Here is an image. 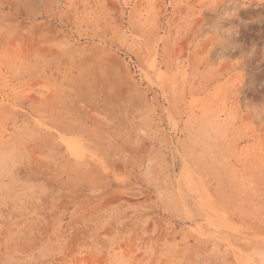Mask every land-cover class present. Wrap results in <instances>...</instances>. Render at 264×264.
Segmentation results:
<instances>
[{
	"label": "rangeland",
	"instance_id": "1",
	"mask_svg": "<svg viewBox=\"0 0 264 264\" xmlns=\"http://www.w3.org/2000/svg\"><path fill=\"white\" fill-rule=\"evenodd\" d=\"M0 264H264V0H0Z\"/></svg>",
	"mask_w": 264,
	"mask_h": 264
}]
</instances>
